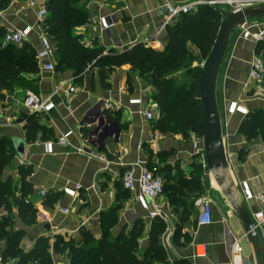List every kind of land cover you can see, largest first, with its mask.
I'll return each instance as SVG.
<instances>
[{
	"label": "crops",
	"instance_id": "0c3cea01",
	"mask_svg": "<svg viewBox=\"0 0 264 264\" xmlns=\"http://www.w3.org/2000/svg\"><path fill=\"white\" fill-rule=\"evenodd\" d=\"M187 1L190 0H89V23L77 28L74 33L80 36L86 46L95 45L104 50V55H108L110 51L122 52L138 44L161 48L166 44L165 3L180 4ZM103 20L113 26L105 30ZM37 25L36 11L29 6L28 0H10L8 6L0 10V30L5 33L8 29L34 28L27 43L38 53L42 38ZM256 56L257 44L239 39V30L234 31L220 69L216 90L222 120L230 103L237 102L239 105V111L227 117L229 137L226 149L232 157L229 174L241 197H244V187L253 195H264V142L262 139L248 142L238 133L246 115L255 111L264 113V97L258 94L261 86L248 81L251 63ZM47 63V60H37L40 72L29 78L35 80L37 91L34 95L54 104L50 113L40 115L41 125L52 131L53 138L41 141V135H38L34 144L26 143L24 159L20 161L15 155L11 164L4 169L2 180L12 182L15 195L19 198L22 184L19 169H31V175L26 181L30 184L32 193L27 198L37 211V222L31 226L26 225L18 218L17 209L13 208L14 230L25 233L20 248L28 253L38 239L48 238L53 264H70L67 253L54 254V237L64 235L79 242L81 228L99 237L102 232V215L118 205L116 184L128 169L135 168L132 165L142 162L147 167L148 152L171 153L172 156L166 163L172 167L178 163L187 172L194 158H198L199 162H203L204 158L202 142H185L180 136L154 131L152 122H148L144 116V111L150 110L154 104L151 99L154 90L132 72L130 67L116 69L109 76V88L104 89L96 69L88 70L83 82L77 85L71 74L59 75L45 71ZM70 87H74L75 92L67 96L65 92ZM57 89L61 91L55 94ZM23 93L25 92L21 90L14 92L16 96ZM16 96L5 94V98L0 101V139L26 142L25 124L19 118L22 113L29 111L24 107L25 99L22 102L16 100ZM106 103L116 105L117 109L113 113L119 114L121 129L112 122V127L104 138V147L90 150L95 157L79 154L78 151L85 147L84 136L87 131L84 126L90 117L105 112ZM152 111L157 117V109ZM65 136L67 145L62 146L59 141ZM242 152H247L244 161L239 160ZM102 156L112 163L109 168L97 158ZM153 162L160 165L157 158ZM135 169L138 173V169ZM203 182L207 193L214 190V185L217 186L211 174L204 175ZM78 186L81 190L76 191ZM42 191L47 197L56 198L53 207L44 205L45 199L39 197ZM161 200L159 204L166 212L167 203ZM248 206L253 212L259 210V206L253 201ZM214 207L215 204L214 222L211 226L199 227L196 216L193 224L186 229L192 238L190 248L176 247L173 238L166 244L165 236L163 237L162 246L170 261L189 260L192 264H257L256 251L245 237L236 214L233 218L229 213L224 214L226 217L223 214L218 217ZM196 211L198 215V210ZM6 215L1 208L0 217ZM235 218L238 225L233 221ZM139 219L145 222L146 231L149 232L151 221L147 219L138 201V194L130 192L128 200L119 211L118 223L111 230L112 235L116 236L125 228L130 230ZM168 228L170 230V224ZM234 239L240 240L241 255L231 254ZM261 239L264 242V233L261 234ZM3 247L4 243L0 242V255ZM201 248H204L205 257L195 260L196 253L199 250L202 252ZM8 264H15V261Z\"/></svg>",
	"mask_w": 264,
	"mask_h": 264
},
{
	"label": "trees",
	"instance_id": "16d2710c",
	"mask_svg": "<svg viewBox=\"0 0 264 264\" xmlns=\"http://www.w3.org/2000/svg\"><path fill=\"white\" fill-rule=\"evenodd\" d=\"M9 2L1 1L0 10L6 8ZM88 2L45 0L47 17L41 27L53 49L54 72L59 75L71 74L74 84L78 85L83 82L88 70L96 69L102 87L108 89L109 76L116 69L128 66L154 90L151 99L158 112L156 121L152 122L154 131L180 136L185 142L195 139L203 141L204 116L199 96L201 65L214 46L225 8L199 6L194 12L181 15L166 25V44L161 48L138 44L122 52L110 51L104 55V50L95 45L86 46L74 33L77 28L89 23ZM4 35L5 32L0 30V101L5 94L16 90L36 93L35 80L29 78L40 72L36 49L27 42L22 46L3 45ZM257 54L264 59L263 44H257ZM103 116L119 126V114L105 111ZM19 120L25 124L27 144H34L38 135H41V141L53 138L52 131L41 125L40 115L24 112ZM238 133L248 142L257 139L264 142V113L255 111L246 115ZM15 155L11 140L0 139V209L7 213L6 217H0L3 264L11 261H15V264H53L48 238L38 239L28 253L20 248L25 233L14 230L12 210L16 208L18 218L29 226L37 222V211L27 198L32 193L26 181L31 169H19L22 182L19 198L15 195L12 182L2 180L4 169L11 164ZM147 155V169L162 178L163 197L165 195L167 206L178 218L174 245L178 248L188 247L192 244V238L186 226H190V221L195 217L196 201L207 194L202 162L194 158L190 170L184 172L178 163L173 167L166 163L171 153L155 154L150 151ZM246 156L247 152H242L239 160L244 161ZM154 158L159 160L160 165L154 164ZM122 176L116 184L118 205L100 219L101 235L95 237L85 228L79 231V242L68 236L56 235L54 254L67 253L70 264H192L189 260L170 261L161 243L168 227L163 220H153L148 232L145 222L139 219L130 230L125 228L116 236L112 235L111 230L118 223L119 211L130 195L123 187ZM44 199L45 206L53 207L56 203V198L46 196ZM140 241H143L142 245Z\"/></svg>",
	"mask_w": 264,
	"mask_h": 264
},
{
	"label": "built area",
	"instance_id": "2783aa9c",
	"mask_svg": "<svg viewBox=\"0 0 264 264\" xmlns=\"http://www.w3.org/2000/svg\"><path fill=\"white\" fill-rule=\"evenodd\" d=\"M29 6L36 11L37 15V27L41 31V50L37 54V60H47L48 63L44 66L45 71L54 72V64L53 58L54 53L51 47L50 41L47 37L43 35L42 32V23L47 17V10L45 6V2L43 0H28ZM264 6V0H210V1H200V0H190L180 4H171L166 2L164 5L166 12V25L171 23L173 20L177 19L181 15H187L194 12L199 6H219L225 8L226 13H237L244 9L254 7V6ZM113 24L103 20V28L105 30L112 27ZM239 30V39L244 41H251L254 44H263L264 45V21H254L248 22L244 26L238 28ZM34 32L33 27H27L23 29H8L4 35L3 45H16L22 46L23 43L29 40L30 35ZM205 63V62H204ZM204 63L201 65V69L204 66ZM248 81L250 83L261 86L259 91V95L264 97V59L260 56H256L250 67V72L248 75ZM61 89H57L55 94H58ZM75 92L74 87H70L65 93L67 96H70ZM238 103H230L228 105L227 112L223 118L221 119L222 126V134H223V142L226 150L227 161L230 164L231 155L227 153L226 142L229 137L228 127L229 122L227 117L233 116L236 112L239 111ZM24 107L31 114H48L54 109V104L47 100L44 101L38 98L36 95L27 93ZM117 109L114 103H106L104 111L114 112ZM152 109H157L155 104H152L150 110L144 111V116L148 122H155L157 117L153 114ZM112 127V122L103 116V114H97L88 119V123L84 126L87 133L84 136L85 147L78 151L79 154L95 157L93 153L90 151L93 149H102L104 147V138L107 134L108 130ZM60 145L65 146L66 144V136L63 137L59 141ZM203 151V150H202ZM102 163L106 165V167L111 166V162L106 158L97 157ZM204 158V157H203ZM135 168L138 169V173L136 169L131 167L128 169L122 176L123 187L129 192H135L138 194V201L142 205V209L146 213V217L149 221H153L155 219L163 220L165 223H168V217L166 212L159 204V201L163 198V180L159 176H155L152 172H150L145 163L138 162L135 165ZM202 169L206 173V165L204 161L202 162ZM81 190L80 187H76V191ZM244 197L242 200L247 206V209L252 217L253 223L257 232L260 234L264 233V195H253L244 187ZM47 196L45 192H40L39 197L44 199ZM255 202L259 206V210L253 212L248 203ZM213 205L214 201L210 196H203L196 201V207L198 210L197 215V225L199 227H207L213 224ZM165 236V242L168 244L170 240L173 238V231H170L167 227ZM162 237V239H163ZM161 239V243H162ZM264 243V242H263ZM143 244V241H140V245ZM165 244V245H166ZM195 255V260L204 258L205 251L204 248H201ZM231 254L232 255H241L242 248L240 245V240L234 239L232 241L231 246ZM0 264H3L2 257L0 255Z\"/></svg>",
	"mask_w": 264,
	"mask_h": 264
},
{
	"label": "water",
	"instance_id": "95a60500",
	"mask_svg": "<svg viewBox=\"0 0 264 264\" xmlns=\"http://www.w3.org/2000/svg\"><path fill=\"white\" fill-rule=\"evenodd\" d=\"M214 46L202 68L199 96L204 116L202 150L206 173L211 174L223 199L243 226L245 237L257 254V264H264V243L252 217L229 174V163L223 142L221 115L217 101V81L231 36L238 28L254 20H264V6H254L237 13L224 12ZM17 158L22 161L26 151L24 140L11 139Z\"/></svg>",
	"mask_w": 264,
	"mask_h": 264
},
{
	"label": "rangeland",
	"instance_id": "374dc122",
	"mask_svg": "<svg viewBox=\"0 0 264 264\" xmlns=\"http://www.w3.org/2000/svg\"><path fill=\"white\" fill-rule=\"evenodd\" d=\"M27 93H31V94H35V93H33L32 91H26L25 93H23V94H19V96H16L15 94H14V92L13 93H10L9 95H11V96H16L17 98H15L16 100H20V101H22L23 102V100L25 99V97H26V95H27ZM221 108V107H220ZM196 140V139H195ZM200 142H202V139L200 140ZM182 171H184V170H182ZM184 172H187V171H184ZM206 185V184H205ZM214 187V190L212 191V190H209L210 191V193H207L205 196H210L212 199H213V201H214V204H215V212H216V215H218V217H220L222 214L224 215V214H230V217L231 218H233L234 217V215H235V213L233 212V210L229 207V205H228V203L223 199V196L221 195V193L218 191V188H217V186L216 185H214L213 186ZM208 191V192H209ZM162 200H163V202L164 203H166V197H165V195H164V197L162 198ZM161 200V201H162ZM222 210H224V213H222ZM166 215H167V217H168V226H169V224H170V231H173V240H174V233H175V229H176V227L179 225V223H178V218H177V216H175L173 213H172V210H170L169 209V207L168 206H166ZM196 216H197V211H196V214H195V217L193 218V220H191L190 221V226L193 224V222H194V220H195V218H196ZM224 217H226L225 215H224ZM222 218V217H221ZM234 223H236L237 225H238V221H237V219L235 218L234 220ZM190 226H186V228H189ZM243 243H245V242H243ZM191 245V244H190ZM190 245L188 246V247H185V248H183V249H188V248H190ZM245 247H246V245L245 244H243ZM245 254H246V251H245Z\"/></svg>",
	"mask_w": 264,
	"mask_h": 264
}]
</instances>
